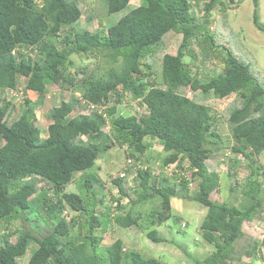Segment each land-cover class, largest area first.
<instances>
[{
    "label": "trees",
    "instance_id": "16d2710c",
    "mask_svg": "<svg viewBox=\"0 0 264 264\" xmlns=\"http://www.w3.org/2000/svg\"><path fill=\"white\" fill-rule=\"evenodd\" d=\"M99 1L102 8L98 9L108 16L123 12L130 2ZM227 1L229 6L235 3L206 0L198 16L190 0H139L137 7L105 28V33L71 29L64 33L60 31L82 15L79 0H0V226L6 230L0 232V264H163L125 244L120 238L124 232L119 229L135 227L147 231L151 242L162 243L155 228L170 219V200L178 198L176 189H184L188 179H173L172 184L165 179V185L158 188L156 178L143 169L138 172L135 189L125 177H117L113 180L119 195L116 212L111 204H105L97 215L93 190L97 178L85 173L98 154L114 143L134 147L128 158L140 161L148 147L146 138L162 143L166 154L163 165L176 164L184 170L185 161L191 180H198L191 200L207 208L199 228L214 251L195 263L234 261V244L243 236L242 224L264 211V172L260 173L262 166L253 159L264 156V72L253 70L252 63L236 50L243 44L228 25ZM254 4L257 6V0ZM214 10L217 23L210 30ZM253 23L264 32L258 9ZM177 43L171 53L170 45ZM195 45L202 56L200 62L193 53ZM100 51L117 63L108 78H93L80 70L81 84L75 85L66 72L73 64L70 56L89 57ZM212 59L222 65L220 73L207 66L213 64ZM19 77L25 79L20 90L25 109L9 123L11 103L5 93L17 85ZM53 84L74 87L79 98L63 100L52 109L47 136L37 142L41 132L35 111ZM27 91L36 93L37 99H28ZM198 95H212L220 102L233 97L225 111L230 135L216 132L218 115L212 106L197 101ZM124 100L134 101L144 112L139 117L117 114L116 107ZM83 101L106 106L105 116L91 112L65 120L75 103L85 108ZM106 122L109 134L102 130ZM225 150L249 163L253 179H246L241 189L245 205L209 198L218 187L219 176L210 172L205 162L211 154ZM74 180L78 192L66 193V186ZM38 182L46 186L38 187ZM156 197L161 199L162 211L144 215L132 211ZM122 199L127 200L125 209L119 206ZM98 203L103 206L102 199ZM69 212L73 216L69 217ZM39 219L42 227H36ZM15 220L21 225L12 226ZM32 222L36 228L28 229L25 224ZM115 226L116 238L102 245L104 234ZM258 246L254 243L246 255H253Z\"/></svg>",
    "mask_w": 264,
    "mask_h": 264
},
{
    "label": "rangeland",
    "instance_id": "374dc122",
    "mask_svg": "<svg viewBox=\"0 0 264 264\" xmlns=\"http://www.w3.org/2000/svg\"><path fill=\"white\" fill-rule=\"evenodd\" d=\"M205 1L206 0H190L192 11L198 16L202 14L200 10L203 8ZM138 4L139 0H130L128 8L123 12L108 16L107 13L98 9L102 8L99 0H79L78 6L82 12L80 19L60 32L67 33V31L71 29V32H77L79 30L101 32L104 30L105 33V28L115 24L123 14L128 13L132 8L137 7ZM256 9H258L259 22L264 24V0H257V6L254 4V0H235L234 4H230V6L228 4L226 14H229L227 19L228 25L239 35L238 39L244 45L238 44L239 46H236V50L252 63L253 70L264 72V32L260 31L253 23V14ZM215 12L214 10L210 17L211 21L208 23L210 30H214L217 23L214 20ZM97 15H100L102 18L97 17ZM177 46L178 43L174 45L171 44L169 47L170 52L173 53ZM104 53L105 52L100 51L97 52L96 55H90L89 57L76 54L70 56V60L73 64L67 68L66 72L73 78L75 85L78 86L81 84L80 78L82 73L80 70H84L93 78H98L100 76L108 78L110 69L115 67L117 63L111 62L108 57L103 55ZM193 53L197 56V62L202 61V56H200L201 54L197 45H195ZM189 61V59H186L187 63H189ZM212 61L213 64L210 65L207 63V66L214 68L216 74L220 73L222 71V65L217 60L212 59ZM193 70H195V68ZM17 80V85H15L13 89H8L6 91L7 93H5L6 99L10 100L9 102L11 103L10 111L8 112L9 118L7 117L9 123L15 121L25 109L22 105L24 95L22 96L20 93V90L24 89L25 79L19 77ZM182 90L183 89H181V91ZM182 94L188 98H194L191 92L185 93L183 91ZM248 94L249 92H247V95ZM25 96L31 101L37 99V94L33 91H27ZM126 96L129 98V95ZM78 98L79 92L75 91L74 87H69L68 84L63 85L62 88L57 84L49 86L43 105L35 111L36 125L41 132V137L37 142L44 140L47 136V126L51 123L52 109L55 106H59L60 102L63 100L69 101L73 99L75 101ZM195 99L212 106V112L218 115L214 126L216 132L222 136L230 135L231 124L227 121L228 116L225 111L232 102L233 97L227 98L225 102H220L212 95H207L206 97L198 95ZM82 103L85 104V108L81 107L83 106L81 103H75L73 111L65 120L77 116L78 114H89L91 111H95L93 109L89 111L91 106L98 107L101 105L88 103L86 101ZM104 107L106 108V106ZM96 112L100 113V110H96ZM116 112L123 116L135 115L139 117L144 110L143 108H139V105L134 101L124 100L121 104L117 105ZM101 114L103 117L105 116L103 113ZM102 130L104 133L109 134L110 127L108 122L102 127ZM82 139L85 140V137H82ZM1 142L2 141H0V143ZM97 142L101 143L102 140H98ZM144 143L147 144L148 147L144 151L140 161H136V163L131 166L126 164V160L130 152L134 150V147H128L126 144L120 146L114 143L104 152H100L94 166L85 171L86 175H94L97 178V180L93 182V190L96 193L95 200L97 201L96 214L99 215L100 212L103 211L105 204H111L113 207L115 206V201L119 195L113 180L118 176L120 177L121 174H124L123 177L127 179L129 186L135 189H137L139 184L137 180L138 172L145 168L149 170L152 177L156 178V186L158 188L165 185V179L168 180L169 184H172L175 182L173 179L179 182L180 178H187L188 184L185 188L183 189L179 186L176 189L178 198H172L170 200V219L164 222L163 225L155 228L157 236L163 238L162 243L151 242L146 237L147 231L142 232L135 227H130L125 230L120 228L119 232H124L120 238L128 246H132L134 249L138 250L143 256L155 258L163 264H196L195 261L203 262V260L213 253L214 247L208 244L202 237L199 228L206 215L207 208L191 200L197 190L198 180H191V170L188 169V164L185 161L183 163L184 170H180L176 167V164L166 166L162 164V159L166 154L163 152L162 143L159 140L146 138ZM253 159L256 164L262 166L260 173L264 172L263 153ZM205 163L210 172H216L219 176L218 187L216 190L212 191L209 198L217 203L226 202L234 206L245 205L246 197L241 194V189L246 179H253L250 176L251 169L248 167L249 163L242 156H235L227 150L211 154ZM138 164H140V166H138ZM124 168H127V170H124ZM76 176H79V174ZM37 184L38 187L42 188L46 186L44 182H38ZM75 184V181L69 184L65 192L77 193L78 190ZM261 185L264 188V178L261 180ZM232 188H238V190H232ZM183 194H185V197H183ZM32 195L33 193L28 197ZM100 199L103 200V206L98 205V200ZM160 205L161 199L156 197L153 200L141 203L131 209L135 214L141 213L144 215L145 213L148 214L156 210L162 211ZM119 206L125 209L128 206L127 200L122 199L119 202ZM114 212H116L115 208ZM68 216H73V213L69 212ZM36 223V227H42L43 225L40 219ZM182 224H186V227H182ZM19 225H21V222L15 220L12 226L18 227ZM25 225L28 229L36 228L33 222L31 224L26 223ZM116 229L115 226L104 234V245L109 244L111 240L116 238V234L114 233ZM0 232L5 233L6 230L0 226ZM242 232L243 236L234 244L235 259L229 262V264H264V211L261 213L260 217H256L252 221L244 222L242 224ZM123 235H125L126 238ZM254 243L259 245L257 250L253 255H246L247 252L251 251L250 246Z\"/></svg>",
    "mask_w": 264,
    "mask_h": 264
},
{
    "label": "clouds",
    "instance_id": "9594fccd",
    "mask_svg": "<svg viewBox=\"0 0 264 264\" xmlns=\"http://www.w3.org/2000/svg\"><path fill=\"white\" fill-rule=\"evenodd\" d=\"M91 110H92V109L90 108L89 111H91ZM93 110H95V111H91V112H93V113H97L96 110H100V113H97V114H101V113L104 114L105 107H104L103 105H100V106H98V107H94ZM83 114H84V113H83ZM89 114H90V113H89ZM89 114H86V115H89ZM126 161H127V160H126ZM118 177H119V176H118ZM74 181H75V180H74ZM74 181H72V182H74ZM72 182H71V183H72ZM71 183H70V184H71ZM75 185H76V184H75ZM67 186H68V185H67ZM67 186H66V187H67ZM65 189H66V188H65ZM69 193H70V192H69ZM112 207H113V206H112ZM116 207H117V203L115 202V206L112 208V211H114V208H116ZM185 225H186V224H185ZM103 243H104V241H102V245H104ZM106 243H109V242H106ZM110 243H112V240L110 241ZM110 243H109V244H110ZM107 245H108V244H107Z\"/></svg>",
    "mask_w": 264,
    "mask_h": 264
},
{
    "label": "built area",
    "instance_id": "2783aa9c",
    "mask_svg": "<svg viewBox=\"0 0 264 264\" xmlns=\"http://www.w3.org/2000/svg\"><path fill=\"white\" fill-rule=\"evenodd\" d=\"M94 106H91V109H93ZM136 162L132 159V158H128L126 161V164H128V166H131L132 164H135ZM138 166H140V164H138ZM146 169V168H145ZM124 170H127V168H124ZM124 174H121L120 177H123ZM185 224H182V227H185Z\"/></svg>",
    "mask_w": 264,
    "mask_h": 264
},
{
    "label": "crops",
    "instance_id": "0c3cea01",
    "mask_svg": "<svg viewBox=\"0 0 264 264\" xmlns=\"http://www.w3.org/2000/svg\"><path fill=\"white\" fill-rule=\"evenodd\" d=\"M125 237V235H123ZM126 238V237H125ZM113 242V241H112ZM126 244V243H125Z\"/></svg>",
    "mask_w": 264,
    "mask_h": 264
},
{
    "label": "bare ground",
    "instance_id": "6f19581e",
    "mask_svg": "<svg viewBox=\"0 0 264 264\" xmlns=\"http://www.w3.org/2000/svg\"><path fill=\"white\" fill-rule=\"evenodd\" d=\"M32 92V91H31Z\"/></svg>",
    "mask_w": 264,
    "mask_h": 264
}]
</instances>
